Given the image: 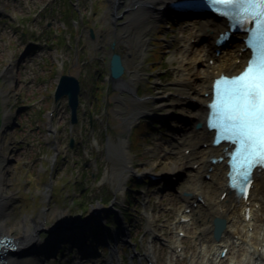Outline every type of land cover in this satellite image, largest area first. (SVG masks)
<instances>
[{
    "label": "rangeland",
    "instance_id": "1",
    "mask_svg": "<svg viewBox=\"0 0 264 264\" xmlns=\"http://www.w3.org/2000/svg\"><path fill=\"white\" fill-rule=\"evenodd\" d=\"M112 1L0 0V155L5 161L1 180L9 218L11 222L33 220L57 210L64 213L66 222L83 223L93 209H103V204L105 209L118 210L120 216H129L122 222L127 231L125 239L134 247L125 246L123 237L114 234L118 264H147L146 258L152 264H169V259L172 264H188L187 257L195 256L198 250L195 235L200 222L186 228L183 257H175L170 248L176 239L173 228L184 206L189 173L168 184L170 189L164 193L157 192L164 187L163 182L149 186L142 182L127 197L125 186L132 184V176L124 175L120 152L125 145L140 173L154 170L160 175L172 164H183L184 147L173 151L169 146L174 144V130L183 123L170 117L168 126L174 129L157 123L155 129H149L141 121L132 128L140 127L138 134L137 128H128L127 120L141 107L154 109L152 99L158 94L172 93L176 102L178 94L173 85L180 78L173 67H180L183 47L189 45V37L202 20L192 23L194 30L186 21L173 26L165 17L157 22L149 11L146 17H139L142 6L133 3L137 0H119L116 9ZM143 47L147 48L144 53ZM201 51V47L194 49L189 55L191 63L184 65L195 80L205 66L194 60ZM112 53L120 55L125 70L122 79L129 85L121 90L108 81ZM63 74L79 83L75 124L70 123L66 98L54 101L52 96ZM169 112L181 115L179 108ZM134 132L136 144L130 140ZM119 182L123 189L116 192L114 187ZM141 192L146 193L144 202ZM102 216L111 232L119 229L111 215ZM149 221L152 227H148ZM86 229L82 227L84 233ZM154 235L168 243L159 244ZM80 238L84 239L82 235ZM92 240L88 236L80 249ZM65 246L62 253L50 248L44 263L116 264L107 261L108 249L97 248L95 242L92 256L82 260L78 249L74 251L76 259L68 261L66 254L72 244ZM244 248L231 249L223 264H229L231 258L241 264ZM31 260L30 255L23 258L24 262Z\"/></svg>",
    "mask_w": 264,
    "mask_h": 264
},
{
    "label": "bare ground",
    "instance_id": "2",
    "mask_svg": "<svg viewBox=\"0 0 264 264\" xmlns=\"http://www.w3.org/2000/svg\"><path fill=\"white\" fill-rule=\"evenodd\" d=\"M168 1L170 0H137L134 4L137 7L139 5L142 6L141 10L137 13L139 17H146L147 13L150 12V15H153V19L157 22H162L163 20L161 19L166 16L163 14L165 11H157V9ZM142 2H146L149 7L144 8ZM191 26L193 30L196 28L192 24ZM220 27L221 24L218 21L203 19L199 29L193 31L194 35L188 39L189 45L183 47L184 52L179 62L181 65H179L180 70L178 71V77L180 79L173 85L178 94L175 99L176 102L172 101V93L158 94L155 99H152L154 103V109L152 110L167 112L171 109L179 108L186 110L185 113L188 115L183 120L185 129L175 132V137L178 138V142L174 144L169 143V146L173 148V151H176V148L180 146H184L185 150L191 149V151L187 156L182 155L183 164L180 167L177 164H172L163 172V175H169L173 178L175 176L178 179L186 173H189L190 182L187 188V194H190L192 197L188 199L189 195L185 196L182 200L183 203L188 204V200H193V196L196 194L203 196L206 208H203L201 205H197L195 209L191 208L189 218L182 214L184 218L189 219L186 228L192 226L193 221L201 223L200 232L196 233L195 238V242H198L199 238L202 239V245L199 248V252L202 253L200 264H210V262L211 264H220L221 260L216 255L219 251L220 243H226L230 245V248L244 246V259L241 264H259L261 260L264 261V178L260 176L254 181L251 197L254 200L253 204L257 203L259 207L257 206V209L253 208L254 211H249V214L253 213V217L249 223H246L244 222L245 216L242 215L243 209L238 208L237 202L229 195L226 194L227 196L225 195L223 201H219L222 194L226 192L225 179L223 174H217V171H220L219 166H212V171L208 172L207 160L215 153L208 147H202V144L206 143L207 135L204 129L196 130L194 128L196 122L203 121L205 111L200 110V104L206 101L203 95L209 92L213 79L222 72L228 74H230L229 72L231 70L234 73L237 72L241 67L239 66L240 64H237V60H241L242 65L244 59L247 57L246 54L239 51L241 47L240 41L234 39L218 47L219 53L217 55L214 54L215 47L210 37H214L212 33ZM199 47H201L202 51L196 55L194 60L198 63H205V66H203L202 74L198 72L197 75L195 74L197 76L196 80L200 78V84L196 87L194 74H191L190 68L184 65L191 63L189 55L194 53V49ZM138 76L139 74L136 73L135 77ZM113 84L120 89L129 86L128 82L123 81V79ZM131 91L135 94L134 89ZM142 109L141 107L140 110ZM139 114H141V111L138 110L130 115L131 120L127 122L128 127H132L136 123ZM120 159L121 161L122 159L125 160V171L126 173H130L131 161L129 154H125L124 158L122 157ZM4 162L3 157L0 155V238H3L7 244L4 247L0 245V248L3 247L0 251V264H45L44 259L49 255L50 248L53 249L54 245L60 240L66 243L69 239L68 237H71L67 229L68 225L72 224L66 222L63 219L64 213L57 210L53 212L46 211L33 220L22 219L20 222H11L6 204V196H4L2 190L3 182L1 179ZM194 167L195 169H193ZM206 169V174H209L208 180L203 178ZM175 180H173L174 183ZM217 216H221L227 221V233L225 238L219 242H214L212 237L207 235V232L210 229L212 230V220ZM251 226L253 227V231L249 232L248 227ZM73 227H76V225ZM148 227H152L150 221L148 222ZM240 234L242 236L238 240L234 241L232 239L234 235L237 236ZM180 245L181 239H176L173 250L175 254H177V248ZM27 255H30L32 258L30 262L23 261V258ZM181 255L184 256L183 251L180 253ZM41 256L44 258H39ZM235 259L231 258L230 263H235ZM169 264H172L171 259H169ZM191 264H195L194 261H191ZM236 264H239V260Z\"/></svg>",
    "mask_w": 264,
    "mask_h": 264
},
{
    "label": "snow or ice",
    "instance_id": "3",
    "mask_svg": "<svg viewBox=\"0 0 264 264\" xmlns=\"http://www.w3.org/2000/svg\"><path fill=\"white\" fill-rule=\"evenodd\" d=\"M207 3L238 23L255 25L247 40L251 58L238 74H225L215 81L208 119V126L217 131L215 142L226 139L235 145L230 179L233 188L243 187L251 183L253 168L264 166V0Z\"/></svg>",
    "mask_w": 264,
    "mask_h": 264
},
{
    "label": "water",
    "instance_id": "4",
    "mask_svg": "<svg viewBox=\"0 0 264 264\" xmlns=\"http://www.w3.org/2000/svg\"><path fill=\"white\" fill-rule=\"evenodd\" d=\"M92 36V34H91ZM109 82L115 83L120 81L123 74V66L121 64V57L118 53H112L108 62ZM79 83L78 80L70 75H60L53 90V99L57 101L59 98L65 97L67 108L69 110L70 122L75 124L77 121V108L79 105L78 100ZM73 146V141H70V147ZM213 233L215 238H219L224 228V221L221 219H214Z\"/></svg>",
    "mask_w": 264,
    "mask_h": 264
},
{
    "label": "trees",
    "instance_id": "5",
    "mask_svg": "<svg viewBox=\"0 0 264 264\" xmlns=\"http://www.w3.org/2000/svg\"><path fill=\"white\" fill-rule=\"evenodd\" d=\"M144 125H145V126H147V127L149 128V126H148L146 123H145ZM140 130H141V128H138V129H137V131H138L137 133H138V134H140V133H141V131H140ZM137 133H136V132H134V134L132 135L133 142H135V144H136V142H137ZM130 186H131V187H130V189H131V190H133V188H134V187H132V185H130ZM130 195H131V194H130V193H128V196H130Z\"/></svg>",
    "mask_w": 264,
    "mask_h": 264
}]
</instances>
